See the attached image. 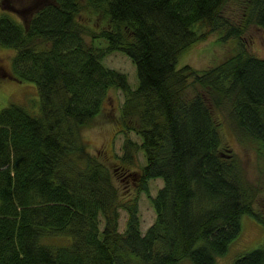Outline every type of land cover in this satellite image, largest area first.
Instances as JSON below:
<instances>
[{
	"label": "trees",
	"instance_id": "trees-1",
	"mask_svg": "<svg viewBox=\"0 0 264 264\" xmlns=\"http://www.w3.org/2000/svg\"><path fill=\"white\" fill-rule=\"evenodd\" d=\"M252 27L264 30V0H48L25 25L0 16V47L16 52L14 72L40 97L36 114L0 112V264H217L242 217L264 225L259 189L218 120L227 114L240 139L264 147V59L243 44ZM211 33L238 50L211 69L179 68ZM113 53L134 64L136 89L105 65ZM111 90L125 98L115 173L82 133ZM128 183L155 211L145 233L138 196L124 200ZM235 264H264V249Z\"/></svg>",
	"mask_w": 264,
	"mask_h": 264
},
{
	"label": "rangeland",
	"instance_id": "rangeland-1",
	"mask_svg": "<svg viewBox=\"0 0 264 264\" xmlns=\"http://www.w3.org/2000/svg\"><path fill=\"white\" fill-rule=\"evenodd\" d=\"M47 2L48 0H0V16L8 15L25 25ZM83 19L90 27H92L93 21L97 20L96 16L88 14L84 15ZM222 36L223 33H211L207 35L206 39L194 43L180 57L179 68L189 65L196 70L204 71L214 68L228 59L238 50L237 42L235 40L222 42ZM96 44L102 47L107 45L105 41ZM243 44L247 47V52L264 59L263 29L252 27L244 36ZM15 56L16 52L14 50L0 47V112L14 104L36 114L40 102L38 90L34 84L18 78L13 69ZM104 63L107 67L126 74L133 89L138 87L136 68L127 56L122 53H113L104 60ZM124 100V94L121 91L111 90L102 113L82 131L89 151L98 155L113 173L118 170L117 166L120 162L117 156L122 155L121 149L124 142V137L120 134L121 126L119 122ZM226 115L224 113L218 115L221 124V135L224 142L231 147L240 159L246 171L247 179L254 187L259 189V195L254 203V210L264 219V147L251 140L243 141L240 139L234 130L230 128ZM128 136L140 143L135 134L129 133ZM144 164V157L140 153L138 167H142ZM133 169L136 170L137 168ZM129 182H132L131 179ZM129 185L128 183L123 186L124 200H131L138 196L141 229L145 233L154 224L156 214L146 195H138L135 190L125 192L127 188L124 189V187ZM162 186V180L152 182V195L155 196ZM127 193L129 194L127 195ZM127 219V212L122 210L120 218L121 232L126 229ZM241 226L242 231L239 238L229 246L227 254L218 259L217 264H235V261L240 257L257 249H264V225L253 217L244 216L241 219ZM53 242L62 243L60 240H54Z\"/></svg>",
	"mask_w": 264,
	"mask_h": 264
}]
</instances>
